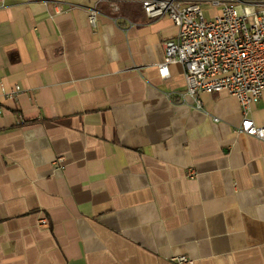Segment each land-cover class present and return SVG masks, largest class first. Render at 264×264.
<instances>
[{"label": "crops", "instance_id": "crops-1", "mask_svg": "<svg viewBox=\"0 0 264 264\" xmlns=\"http://www.w3.org/2000/svg\"><path fill=\"white\" fill-rule=\"evenodd\" d=\"M67 3L0 6V264H264V141L234 132L237 100L197 110L180 64L160 76L167 17Z\"/></svg>", "mask_w": 264, "mask_h": 264}, {"label": "built area", "instance_id": "built-area-1", "mask_svg": "<svg viewBox=\"0 0 264 264\" xmlns=\"http://www.w3.org/2000/svg\"><path fill=\"white\" fill-rule=\"evenodd\" d=\"M4 1L0 0V6ZM20 1L30 3L37 0ZM40 1L69 4V0ZM88 1L92 5L83 7L92 26L96 22L99 3H107L116 11L120 3H136L150 21L167 17L177 31L172 38L162 42L164 58L158 65L160 76H168L169 65L180 64L184 71L185 89L177 95L181 100L191 98L197 110L202 108L198 99L201 94L226 92L234 97L242 114L234 132L264 141V126H257L249 117L253 106L264 95V0ZM201 2L220 7L219 12L206 17ZM237 8H240V13ZM19 92L20 88L15 86L7 97ZM61 161V157L57 158L55 166L59 167ZM186 176L194 179L195 173L188 170ZM39 224L46 226V219L40 218ZM167 264H192V260L176 256Z\"/></svg>", "mask_w": 264, "mask_h": 264}, {"label": "rangeland", "instance_id": "rangeland-1", "mask_svg": "<svg viewBox=\"0 0 264 264\" xmlns=\"http://www.w3.org/2000/svg\"><path fill=\"white\" fill-rule=\"evenodd\" d=\"M204 5H206V4H202V5H201L203 11H204ZM237 10H238V12L240 13V8H237Z\"/></svg>", "mask_w": 264, "mask_h": 264}]
</instances>
